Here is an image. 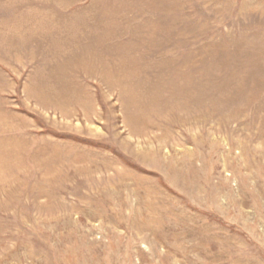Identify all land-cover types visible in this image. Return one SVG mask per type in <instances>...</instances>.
Instances as JSON below:
<instances>
[{
  "label": "rangeland",
  "instance_id": "rangeland-1",
  "mask_svg": "<svg viewBox=\"0 0 264 264\" xmlns=\"http://www.w3.org/2000/svg\"><path fill=\"white\" fill-rule=\"evenodd\" d=\"M0 264H264V0H0Z\"/></svg>",
  "mask_w": 264,
  "mask_h": 264
}]
</instances>
